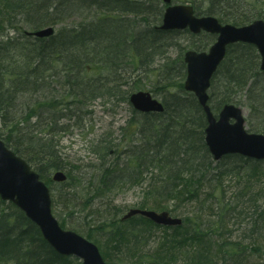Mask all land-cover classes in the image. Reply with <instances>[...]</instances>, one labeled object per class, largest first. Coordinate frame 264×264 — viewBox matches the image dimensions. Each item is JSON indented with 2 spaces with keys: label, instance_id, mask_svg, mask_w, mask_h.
I'll list each match as a JSON object with an SVG mask.
<instances>
[{
  "label": "trees",
  "instance_id": "trees-1",
  "mask_svg": "<svg viewBox=\"0 0 264 264\" xmlns=\"http://www.w3.org/2000/svg\"><path fill=\"white\" fill-rule=\"evenodd\" d=\"M191 2L195 13L222 23L242 26L264 19V0ZM164 9L162 0H0V27L16 32L0 38V137L48 180L54 205L65 200L66 208L73 206L70 217L88 209L86 238L102 245L109 264H252L255 256L264 260V205L258 193L249 194L247 183L240 189V200L247 198L241 205L227 198L222 185L231 174L255 177L264 161L239 154L215 161L205 141L203 108L184 88L185 51L206 50L214 35L161 29ZM71 17L80 19L72 26L62 24L49 37L26 34L27 28L55 26ZM172 49L174 58L168 55ZM260 65L255 45H230L212 78L209 103L216 115L227 103L241 105L248 112V130L264 133ZM147 84L161 95L164 110L132 109V116L118 127L122 140L107 136L99 142L98 180L89 198L74 203L72 189L79 178L59 152L57 136L80 124L94 100L119 96L129 101L133 90ZM59 169L68 175L57 184L61 188L50 180ZM130 186L142 190L131 205L93 206L107 191ZM129 206L168 210L180 214L183 224L163 227L142 215L122 221ZM246 218L249 222L243 224ZM0 264L82 263L58 253L22 210L0 198Z\"/></svg>",
  "mask_w": 264,
  "mask_h": 264
},
{
  "label": "water",
  "instance_id": "water-1",
  "mask_svg": "<svg viewBox=\"0 0 264 264\" xmlns=\"http://www.w3.org/2000/svg\"><path fill=\"white\" fill-rule=\"evenodd\" d=\"M165 9L161 28L189 29L193 33L201 31L217 34L216 41L207 51L189 49L184 59L187 65L185 89L193 92L206 115L205 141L215 161L229 154H240L249 158L264 160V133L249 132L246 127L244 108L234 103L225 104L216 116L209 104L208 90L211 80L225 58L229 45L237 42L254 44L261 56L264 70V19L237 26L222 24L211 15L197 16L194 7L188 3H172L163 0ZM53 27L34 32L39 37L49 36ZM133 107L142 112H161L164 105L149 91H136L130 95ZM55 181L67 179L63 170L53 174ZM0 196L12 201L26 216L35 222L44 238L60 254L79 258L82 264H108L98 246L74 230L64 229L52 212L50 188L40 178L30 164L0 138ZM142 215L162 226H180L181 217L173 216L168 210L131 208L123 216L129 219Z\"/></svg>",
  "mask_w": 264,
  "mask_h": 264
},
{
  "label": "rangeland",
  "instance_id": "rangeland-1",
  "mask_svg": "<svg viewBox=\"0 0 264 264\" xmlns=\"http://www.w3.org/2000/svg\"><path fill=\"white\" fill-rule=\"evenodd\" d=\"M174 1L179 3L193 4L191 0H174ZM79 19L80 18L78 17L66 18V20L63 21L62 23L55 25V28L57 30L62 24L69 26L75 25L79 21ZM27 29L29 30V28ZM7 33L13 34L16 32L13 29H9V28L2 30V27H0V38L6 35ZM214 40H215V36L213 41ZM168 55L174 58L176 55V50L172 49L168 53ZM144 90L151 91V93L156 98L162 100L160 94L156 93V91H152L153 90L152 85L150 84L144 85ZM132 92H134V90ZM118 97L119 96H113L112 98H109L108 96H106L94 100L93 102H91L89 106H86L85 110H87V107H89L88 112H85L84 119L81 121L80 124H76L70 127L68 131H61L60 134L57 136V139H59V144L57 147L59 152L61 153L62 157L65 159L64 161L70 164L69 167H71L73 173L79 178V180H77V182L73 184L74 189L72 190L77 195L73 200L75 201L74 203L76 202L80 203L86 200L87 198H89L90 194H92L91 185L94 184V182H97L98 180L99 177L98 175L100 173L98 167L101 163V160L98 157L97 153L95 152V149L98 150L99 142L104 137H107L106 132H110L113 136L119 137V131H118L119 125L125 124L127 119H129L133 114L132 113L133 107L130 101L121 100ZM245 115L246 116L248 115L246 109H245ZM259 170L260 171L257 173V175L252 178L243 179V175H246L244 173L238 175L239 177L234 176V174L224 177L222 179V185L225 191L227 192V198H231V201H234L236 203H239L241 201L240 204L243 205V201H246L247 198H243L242 200H240V192L245 189L248 183L249 189L252 190L251 192H249V194H255L257 192L258 193L257 196L259 198V204L264 205V162L263 164L260 165ZM52 177L53 174L50 175V180L52 179V185L54 187L58 186L59 188H61L62 187L61 185H57L60 182L54 181ZM214 178L216 179V176H214ZM43 180H45V182H48V180L45 178ZM49 185H51V183H49ZM141 191H142L141 188H139L138 186H132V187L130 186L123 190L115 187L112 190L107 191L104 194L105 196L96 198L93 202V206L101 207V205L107 202L121 206L131 205L132 202L135 199H137ZM60 201L61 200L56 202L55 205L54 204L52 205L53 212L60 221V223L61 222L66 223L65 224L66 229L75 230L80 234L86 236V232L90 228L88 225L89 224L88 220L90 218L87 221H85L84 216L88 212V209L76 213L75 215L70 217L69 212L71 209H73V206L71 205L72 207L68 209ZM192 205H195V203ZM130 207L131 206H129L128 208ZM184 207H185L184 209H188V210L193 209V206H184ZM76 209H79L80 211V206L77 207ZM172 215L180 216V214L177 213H172ZM249 219L250 218H246L243 224H247L249 222ZM235 229H237V231H239L240 234L243 232L242 227L241 226L239 227V225L237 224L235 226ZM154 240L155 238L152 237L150 243L153 244ZM249 242L252 244L253 240H249ZM100 246L98 245V247ZM257 262L263 264L264 260L261 256L258 257L255 256L254 260L252 261V264ZM121 264H134V263L123 262Z\"/></svg>",
  "mask_w": 264,
  "mask_h": 264
},
{
  "label": "bare ground",
  "instance_id": "bare-ground-1",
  "mask_svg": "<svg viewBox=\"0 0 264 264\" xmlns=\"http://www.w3.org/2000/svg\"><path fill=\"white\" fill-rule=\"evenodd\" d=\"M52 27V26H51ZM54 28V27H53ZM55 32H56V29L54 28V32L51 34V35H53V34H55ZM51 35H49V36H51ZM39 37V36H38ZM2 38V37H1ZM41 38V37H40ZM61 85H57V87H60ZM144 89H141V91H143ZM131 103V102H130ZM131 105H132V103H131ZM73 107V106H72ZM132 107H133V105H132ZM134 108V107H133ZM73 108H71V110H72ZM106 136H108V137H114V139H116L117 140V142H120L122 139H121V135H120V133H119V137H115V136H113L110 132H106ZM2 139V138H1ZM4 140V139H3ZM59 170H61V169H59ZM62 202V201H61ZM63 202H65V200L63 201ZM62 202V203H63ZM61 203V204H62ZM64 205V204H63ZM65 206V205H64ZM17 208H19V207H17ZM20 209V208H19ZM21 210V209H20ZM52 212H53V206H52ZM53 214H54V212H53ZM54 216H55V214H54ZM56 217V216H55ZM57 218V217H56ZM30 219V218H29ZM58 219V218H57ZM31 220V219H30ZM121 220L122 221H126L127 219H124L123 217L121 218ZM32 221V220H31ZM59 221V220H58ZM35 223V222H34ZM59 223H60V221H59ZM36 224V223H35ZM40 229V228H39ZM41 231V230H40ZM42 233V232H41ZM43 235V234H42ZM44 237V236H43Z\"/></svg>",
  "mask_w": 264,
  "mask_h": 264
}]
</instances>
